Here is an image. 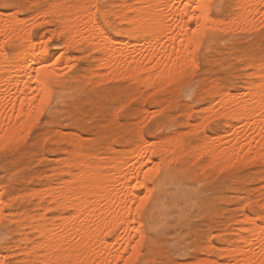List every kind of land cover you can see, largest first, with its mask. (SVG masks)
<instances>
[{
  "label": "bare ground",
  "instance_id": "1",
  "mask_svg": "<svg viewBox=\"0 0 264 264\" xmlns=\"http://www.w3.org/2000/svg\"><path fill=\"white\" fill-rule=\"evenodd\" d=\"M99 5L97 0H57L46 8V14L51 13L57 18L66 37V45H84L90 50L96 62L95 75H106V80L110 79L108 75L116 73L115 77L119 79L120 73V76L122 74L123 77L126 75L138 80L146 87L153 84L164 87L195 66V48L188 41L191 31L198 25L195 20L188 19L189 16L205 17L200 24L206 29L214 20L209 14L210 0H121L115 16L125 27L111 31L99 18ZM235 7L236 21H232V26L234 22L242 26L243 22L249 21L251 29L253 23L260 24L258 15L264 17V0H235ZM42 12H38L40 22L45 20L42 14L46 10ZM13 13L12 18L0 16V141L3 143L17 142L19 134L34 121L40 99L50 100L53 95L51 80L57 74H62L60 71L64 67L59 66L66 62L61 60L65 54L63 50L57 59L54 53L55 60L52 59L53 53L45 40L48 37H35L30 32L33 25L30 29L28 25L38 21L26 23L36 13L30 16L33 18L29 21V17L22 19ZM100 14L104 16L103 11ZM238 24L235 27L238 28ZM230 25L227 23L231 29ZM3 37H6L5 40L11 37L19 42L13 61L9 59ZM67 66L65 68L68 70ZM248 66L252 70L247 74L245 91L242 93L234 94L215 86V83L205 90L209 101L201 119L214 115L211 117L216 116L224 121L222 132L214 137L204 132V123L208 119L195 124L187 119L185 125L189 129L186 132L154 141L131 131L126 138L134 146L125 152H118L111 145L89 149L79 137L61 136L71 148L64 150L68 153L67 157L59 159L60 166L56 171L58 181L37 191L39 200L49 198L44 213L40 212L38 218L25 215L29 219L28 227L37 238L23 237V258L20 261L28 264H123L124 259L133 255V249L136 250L135 258L139 254L144 237L142 218L150 207L148 204L155 191L150 186L154 179L160 178L164 184L168 183L172 179L170 172L174 171L173 165H178L184 171L188 161L193 159L196 162L206 157L209 166L223 165L243 156L244 159L254 155L263 158L264 61L252 62ZM95 82L99 83L97 80ZM144 197L147 200L141 206ZM4 202L0 194V217ZM137 208H140L139 214ZM54 209L57 214L47 217L46 213ZM248 219L251 218L248 216ZM253 226L242 229L249 234L240 235L231 251L235 255L231 264H247L249 260L260 264L264 261L261 254L264 233L260 231L264 228L257 226L258 231ZM114 233L116 237H113ZM199 264L220 263L214 260Z\"/></svg>",
  "mask_w": 264,
  "mask_h": 264
},
{
  "label": "rangeland",
  "instance_id": "2",
  "mask_svg": "<svg viewBox=\"0 0 264 264\" xmlns=\"http://www.w3.org/2000/svg\"><path fill=\"white\" fill-rule=\"evenodd\" d=\"M55 1L0 0L1 17L12 18L15 11L14 15L22 19L29 17V21L33 18L30 16L36 13L26 23L38 21L28 25L29 29L33 25L30 32L35 37H48L45 40L53 53L52 59H57L63 50L65 57L61 60L67 64L60 63L58 66L65 68L68 65L66 71L64 68L60 71L58 67L62 74H57L51 80L53 95L43 113L37 111L34 121L29 122V130L26 127L19 134L17 142L0 141V194L5 201L0 217V264H28L20 261L23 258L22 239L25 235L30 239L37 237L28 227L29 219L25 215L38 218L40 212L44 213L49 198L40 201L37 191L58 181L56 171L60 160L68 155L64 150L71 148L63 140V135L81 138L89 149L111 145L118 152H125L134 146L126 138L131 131L154 141L186 132L189 129L185 125L187 119L195 124L212 118L204 123V132L214 137L222 132L224 121L216 116L211 117L214 115L201 119L209 101L206 88L215 83V86L226 91L240 94L245 91L247 74L252 70L248 64L264 61V26L261 25L264 17L258 15L259 28L258 24L253 23L258 21V17L252 18L251 29L249 21H246L247 24L243 22L245 24L242 23V26L236 23L237 28L235 22L232 26L237 13L235 0H210L209 14L214 20L201 39L200 49H195L196 64L175 82L164 87L153 84L147 88L140 81L126 75L120 76V73L119 79L115 77L116 73H112L108 75L110 79L107 76L108 80H105L106 75H95L97 67L90 50L84 45H66V37L57 18L51 13L46 14ZM120 3L121 0H97L99 12H104V16L99 13V18L111 31L125 27L115 16ZM44 9L46 12L42 17L45 20L42 18L44 22H40L38 12L41 10L44 13ZM228 21L231 29L227 26V23L230 24ZM213 25H217L216 29ZM225 27L227 30H224ZM233 27L236 29L233 30ZM5 38L4 46L10 61H13L19 42L11 37ZM52 59L54 62L55 59ZM244 157L218 164L222 167L210 162L208 166L206 157L196 162L193 159L188 161L184 171L178 165H173L174 171L170 172L172 179L168 183L164 184L160 178L154 179L150 186L155 191L148 204L150 207L142 218L144 237L135 258L137 264H199L214 260L220 264L233 263L235 255L231 251L241 234H249L242 230L244 226L264 228V220L260 219L264 210V157ZM245 204L251 205L249 210L243 206ZM46 214L52 217L57 211L50 210ZM116 235L114 233L113 237Z\"/></svg>",
  "mask_w": 264,
  "mask_h": 264
},
{
  "label": "snow or ice",
  "instance_id": "3",
  "mask_svg": "<svg viewBox=\"0 0 264 264\" xmlns=\"http://www.w3.org/2000/svg\"><path fill=\"white\" fill-rule=\"evenodd\" d=\"M5 7H7V5H5ZM185 8L188 7L187 4L184 5ZM99 10V9H97ZM188 19H191V20H195L197 22V27L194 28L192 31H191V37L189 38V44L192 45L196 50H199L200 47H201V43H202V40H201V37H203L204 35H206L207 33V29L204 27V25H201L200 24V21L202 19H205V17L203 16H189ZM261 25L264 26V20L261 21ZM46 98H42L40 99V104H39V108L37 109V111L42 114L43 113V109L46 105ZM147 200V197H144L142 200H141V206L143 205L144 201ZM245 208H248V207H251L250 204H245L244 205ZM137 213L139 214L140 212V208H137L136 209ZM260 219L261 220H264V210H262V214L260 216ZM261 232L264 233V229H261ZM135 252L136 250L133 249V255L131 256H128L126 259L123 260V264H137V261L135 259ZM262 255H264V246H262ZM247 264H254V261L252 260H249L247 261ZM260 264H264V261H261Z\"/></svg>",
  "mask_w": 264,
  "mask_h": 264
}]
</instances>
